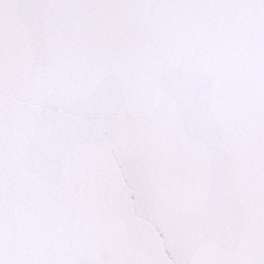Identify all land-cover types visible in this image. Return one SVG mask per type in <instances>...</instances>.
Returning <instances> with one entry per match:
<instances>
[{"label":"snow or ice","instance_id":"6c2138e0","mask_svg":"<svg viewBox=\"0 0 264 264\" xmlns=\"http://www.w3.org/2000/svg\"><path fill=\"white\" fill-rule=\"evenodd\" d=\"M0 264H264V0H0Z\"/></svg>","mask_w":264,"mask_h":264}]
</instances>
